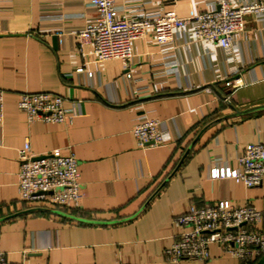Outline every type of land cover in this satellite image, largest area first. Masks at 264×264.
<instances>
[{"label":"crops","instance_id":"0c3cea01","mask_svg":"<svg viewBox=\"0 0 264 264\" xmlns=\"http://www.w3.org/2000/svg\"><path fill=\"white\" fill-rule=\"evenodd\" d=\"M212 3L115 0L125 15L141 8L186 16ZM94 14L88 0H0V251L17 264H264V251L243 260L216 244L207 260L164 255L183 230L173 218L206 202L251 204L264 229V176L251 187L209 176L213 165L238 168L246 143H264V107L250 109L264 105V17L246 15L227 49L186 30L163 46L135 39L124 69L118 59L96 62L89 45L78 49ZM228 77L237 80L231 89ZM38 91L63 95L73 117L29 122L17 100ZM144 118L159 120L163 143L137 144L132 129ZM25 141L34 154L77 158L78 207L21 199Z\"/></svg>","mask_w":264,"mask_h":264},{"label":"built area","instance_id":"2783aa9c","mask_svg":"<svg viewBox=\"0 0 264 264\" xmlns=\"http://www.w3.org/2000/svg\"><path fill=\"white\" fill-rule=\"evenodd\" d=\"M95 14L77 34L81 51L89 45L96 62L120 60L124 69L133 62L132 41L150 37L156 44H169L177 30H186L196 40L217 41L222 48L232 45L234 34L244 28L246 15L264 17V0H213L209 9L186 16L172 9L147 14L141 8L127 15L120 14L115 0H88ZM237 80L225 78L228 88ZM228 96L224 99L227 100ZM4 91L0 88V122L3 119ZM65 97L48 91L22 92L17 107L29 122H64L73 114L65 106ZM140 146L159 145L166 136L156 118H144L132 129ZM17 190L21 199L55 208L78 207L82 185L79 180L78 160L72 153L55 151L34 154L28 141L18 150ZM239 167L213 165L211 178L231 177L246 186H256L264 176V143L249 142L238 158ZM261 211L251 204H226L223 200L191 206L187 212L173 218L183 230L164 250L166 259L207 260L210 246L216 244L223 251L243 260L264 251V229L255 227ZM0 264H17L0 251Z\"/></svg>","mask_w":264,"mask_h":264},{"label":"water","instance_id":"95a60500","mask_svg":"<svg viewBox=\"0 0 264 264\" xmlns=\"http://www.w3.org/2000/svg\"><path fill=\"white\" fill-rule=\"evenodd\" d=\"M262 107H264V105H261V106H255V107H252V108H250V109H258V108H262ZM245 111H249V110H244V112ZM243 111H237V114L238 113H242Z\"/></svg>","mask_w":264,"mask_h":264}]
</instances>
